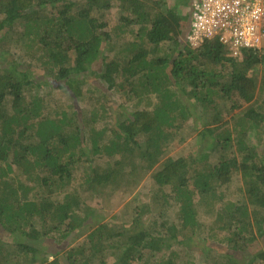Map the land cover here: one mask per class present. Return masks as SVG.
I'll list each match as a JSON object with an SVG mask.
<instances>
[{
	"label": "trees",
	"instance_id": "trees-1",
	"mask_svg": "<svg viewBox=\"0 0 264 264\" xmlns=\"http://www.w3.org/2000/svg\"><path fill=\"white\" fill-rule=\"evenodd\" d=\"M191 2L82 0L79 5L75 0H0V264H174L178 254L156 263L150 259L172 243L186 251L196 237L187 236V231L206 240L196 220L197 208L205 206L216 211L214 227L232 235L221 250L200 243L205 255L215 252L217 256L200 259L198 264H256L264 258V245L255 248L264 237V40L259 49L244 51L241 60L228 57V48L216 38L192 49L190 17L184 19L180 12ZM116 4L123 22L114 38L113 31L101 30L107 24L105 13ZM132 25L138 27L136 42L125 35ZM17 27L16 40L24 48V57L16 59L5 51L11 44L6 42L7 34ZM31 62H39L47 72L37 75L28 65ZM98 62L100 69L95 72ZM89 72L99 76L106 90L119 92L137 105L147 100L146 107L112 127L108 137L105 126L95 127L99 119L106 123L104 114L96 112L86 119L81 137L65 127L37 134L30 120L40 116L34 113L41 112L45 97L39 105L36 98L30 102L36 89L52 85L51 92L63 91L80 102L93 94L84 89L83 78ZM182 98L193 99L194 105L200 102L203 118L198 120L194 105L183 104ZM212 99L215 105L210 104ZM216 99L224 105L233 103L224 108ZM76 106L70 108L73 113ZM223 109L239 110V115L217 125ZM169 112L176 116V127ZM91 114L79 113L80 120ZM190 118H196L193 127L201 129L199 143L210 153H201L200 162L163 157ZM29 137L39 141L28 144ZM140 148V158L156 167L151 173L155 204L164 214L175 208L178 223L148 224L138 217L129 224H97L91 230L89 214L82 213L76 193L66 192L65 200L55 201L54 195L70 185L74 165L80 161L88 164L83 191L139 185L149 169L128 163ZM95 156H107L113 163L93 164ZM211 156L215 162L205 163ZM236 177L243 184L244 201H223L224 188L240 189ZM213 199L219 205L224 202L220 209L209 204ZM87 230L91 231L85 235L86 242L70 247V240ZM48 238L54 246L44 250L40 246ZM64 244L70 247L66 252Z\"/></svg>",
	"mask_w": 264,
	"mask_h": 264
},
{
	"label": "rangeland",
	"instance_id": "rangeland-1",
	"mask_svg": "<svg viewBox=\"0 0 264 264\" xmlns=\"http://www.w3.org/2000/svg\"><path fill=\"white\" fill-rule=\"evenodd\" d=\"M76 3H79V5H82V0H75ZM173 1V0H172ZM182 2H186L187 0H181ZM172 4V2H171ZM190 7L189 5L182 8L180 12H182V15L185 19L186 15H188ZM59 9H55V13H57ZM121 11L119 5H113V7L105 13V21H106V27H104L102 31H113L111 33L115 35L119 32L116 31V28L118 27L119 23L123 22L121 21ZM97 18L99 16H96ZM185 22V20H184ZM130 34H125L127 36L128 40L135 41L136 42V33L138 32V27L135 25H132L130 27ZM19 31V28L17 27L14 30H11L10 32L5 33L7 34L6 42L11 41L10 49L9 51L11 54L15 55L17 58L24 57V48H22L21 44L17 43V32ZM138 41V39H137ZM166 46V45H165ZM164 46V47H165ZM104 49V54H108L107 47L103 43L102 45ZM163 47V48H164ZM136 49V48H135ZM41 52H39V55ZM26 56V55H25ZM150 57V56H149ZM32 65L28 64L33 72L37 73V75H42L43 73L47 72L46 67H42L39 62H31ZM100 63H96L94 66V69H96L95 72H98ZM43 70V72H42ZM95 72L91 73L89 72L86 78H83V80L86 82L84 89L85 91L92 90L93 94L92 97L94 100L92 101V97H85L83 100L79 101H72L73 98L69 96L68 94L59 91L51 92L52 85H45L40 86L36 88V92L33 95V98L30 100V102L33 101L34 98L38 100V105L41 102L42 97L44 96L45 99L42 101V108L40 109L41 112L36 111L34 113L35 116L40 115L36 117L35 119L30 120V125L33 127L34 131L37 134H46L50 132L52 129H55L59 131L61 127H65L67 131L72 132L76 136L81 137L84 132H86V119L91 120V117L95 115L94 113H100L104 114V118H106V123L103 124V122L99 119V121L95 122V127L100 128L102 126H105L106 129V135L105 136H112L111 134V128H116L120 122H122L124 119L127 118V116L131 117L132 114L140 110L141 107H146V101L140 102L139 105L136 104V101H132L128 98H123V95L119 92H115L114 90H106V85L99 79V76L97 74L95 75ZM61 91V90H60ZM25 94V93H24ZM105 95V97H103ZM107 97L106 102L104 103V99ZM182 97V96H181ZM101 98V99H100ZM25 99L28 101L27 96L25 94ZM95 99H100L99 103H96ZM183 99V100H182ZM180 101H182L183 104H186L190 108L192 105H194L195 101L193 99L187 100L182 98ZM213 99L211 100L210 104H214ZM216 101H221L216 99ZM226 102L225 100H223ZM76 102V103H75ZM154 102H156V98L154 97ZM221 106L224 108H229V106L232 105L233 102H229L228 105H224V103L221 101ZM74 105H78L79 108H74L76 113H73ZM108 105V107H107ZM202 105V104H201ZM200 105V102L196 103L194 105L196 113L198 114V120L202 119L203 115L202 112V106ZM215 105V104H214ZM105 107V108H104ZM149 107V106H148ZM224 112L222 113V121L218 122L217 125L224 124L225 121L231 122V116L234 118L238 117V111L234 110L233 112H228V109H223ZM92 113L90 117L84 118V120H80L81 116L79 113ZM30 114L31 111H28ZM168 115L170 116V123L176 122L175 114L173 112H169ZM32 116V115H31ZM126 117V118H125ZM196 117V116H194ZM103 118V119H104ZM196 120V118H190L189 121L184 122L183 129L181 133L177 134L175 138V141L172 142V144L167 150V154H165L163 157H185L189 159H198L200 157V154H208L210 153L208 150L204 149L205 145H201L199 143V135L198 132L201 131L200 127H193V121ZM104 121V120H103ZM174 127L177 126V124H173ZM181 126V124H180ZM24 129H28V125L23 126ZM63 131V130H62ZM172 131V130H171ZM64 132V131H63ZM100 135V134H99ZM98 135V137H99ZM182 136L183 141H179V138ZM258 136L260 137V134L258 131H255L253 133V137L255 140H258ZM170 137V136H169ZM39 140L35 139L33 140V137L28 138V144H33L38 142ZM174 146V147H173ZM140 149L134 150V157H130L131 161L128 163V166H131L134 163L135 167L140 168H147L149 169V173L146 176L145 179L139 184L135 185L134 183H128L125 185H106L104 187L99 188L94 191H83V173L88 171V164L86 162L81 163H75L74 169H73V176L72 180L70 182V185L67 189L64 190V193H59L57 195H54L55 201H62L64 198V194L66 192L76 193V195L80 198V204L82 208V213L84 216H89V225L91 227V230L94 229L97 224H104V223H110L109 225L115 224V225H121L123 224H129L131 221V218H140L141 220L145 221L149 224L154 221L158 223H163L164 221L167 223L169 222H179L176 217V209H166L165 214L163 213L164 210L160 208L159 205L155 204L154 196H155V186L152 184L151 181V173L152 170L156 167L151 168L150 165L147 163V161H144L140 158V152H142ZM204 150L206 152H204ZM88 156H91L88 154ZM93 164H99L101 166L105 165H112L113 160L112 158H109L107 156H95L92 159ZM115 161V160H114ZM200 162L199 160H197ZM202 162V161H201ZM208 162H215L214 156H211L209 159L205 161V163ZM133 166V165H132ZM129 168V167H128ZM238 182V187L240 189L234 188V186L230 185L229 187L224 188V197L225 199L223 201H231V202H239L244 201L243 197V184L241 180H239L237 177L235 178ZM164 192H168L165 190ZM65 200V199H64ZM208 200V199H204ZM217 200L213 199L209 202L210 205H213L218 209H220L223 204L220 202V205L216 203ZM205 203V202H204ZM82 214V218H83ZM86 214V215H85ZM216 216V211L211 210L209 207H198L197 208V216L196 220L199 224V231L202 234V237L206 240H202L197 235H192V232L187 231L189 237H192L193 240H190V244H188V247L186 248V251H181V247L177 243H172L170 249H166L164 252L159 253L155 256H152L150 259V262L156 263V261H159L161 258H169L172 255L178 254V257L174 261V264H187V263H199V260H207L212 259V257L217 256L215 252H212L208 255H205V253L202 252L201 248L198 247L200 243L206 244L209 242V244H212V248L221 250L222 248L228 246L227 242V236L232 235V233H229L228 231H220L214 227L213 222V215ZM140 215V216H137ZM139 219V221H140ZM215 221V220H214ZM36 228H39L38 225H36ZM90 230V231H91ZM89 230L83 231V235L80 237H77L73 240H70L71 243L69 244L70 247H74L76 245H80L83 241L86 242L85 235L90 232ZM75 236V235H74ZM186 236V237H187ZM198 237V238H197ZM201 237V236H200ZM54 240V239H53ZM45 240L41 244V248L44 250H49L51 247L54 246L52 244L54 241ZM67 241V242H70ZM264 237L260 238L259 241L255 243V248L260 249L263 247ZM62 249L63 252H66L70 247L66 246ZM239 246H243L242 242H239ZM252 248V247H251ZM253 250V249H252ZM221 254V253H220ZM240 255L243 256L242 252H240ZM250 256V255H249ZM256 264H264V258H259L257 261H255ZM137 264H142L141 262Z\"/></svg>",
	"mask_w": 264,
	"mask_h": 264
},
{
	"label": "built area",
	"instance_id": "built-area-1",
	"mask_svg": "<svg viewBox=\"0 0 264 264\" xmlns=\"http://www.w3.org/2000/svg\"><path fill=\"white\" fill-rule=\"evenodd\" d=\"M188 43L193 49L211 39L228 48V57L261 47L264 40V0H192Z\"/></svg>",
	"mask_w": 264,
	"mask_h": 264
},
{
	"label": "clouds",
	"instance_id": "clouds-1",
	"mask_svg": "<svg viewBox=\"0 0 264 264\" xmlns=\"http://www.w3.org/2000/svg\"><path fill=\"white\" fill-rule=\"evenodd\" d=\"M189 11H190V10H189ZM190 12H191V11H190ZM190 12H189V14H188V15H189V17H190ZM198 48H199V47H198ZM198 48H196V49H198ZM192 49H193V48H192Z\"/></svg>",
	"mask_w": 264,
	"mask_h": 264
}]
</instances>
